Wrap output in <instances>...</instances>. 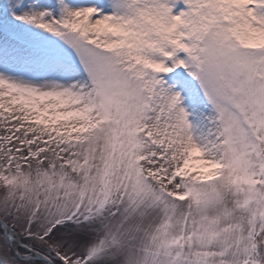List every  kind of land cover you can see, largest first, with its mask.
<instances>
[{
  "label": "snow or ice",
  "instance_id": "6c2138e0",
  "mask_svg": "<svg viewBox=\"0 0 264 264\" xmlns=\"http://www.w3.org/2000/svg\"><path fill=\"white\" fill-rule=\"evenodd\" d=\"M0 264H264V0H0Z\"/></svg>",
  "mask_w": 264,
  "mask_h": 264
}]
</instances>
